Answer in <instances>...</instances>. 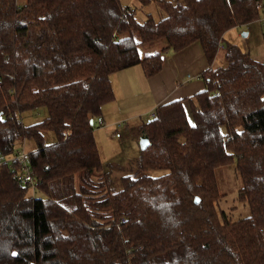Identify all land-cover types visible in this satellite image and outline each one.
<instances>
[{"label":"trees","instance_id":"obj_1","mask_svg":"<svg viewBox=\"0 0 264 264\" xmlns=\"http://www.w3.org/2000/svg\"><path fill=\"white\" fill-rule=\"evenodd\" d=\"M136 1L164 18L139 22L123 0H0V264H264V62L225 39L261 20L264 0ZM195 43L206 88L149 113L150 145L115 189L95 136L112 76L150 79ZM23 150L35 191L8 162ZM234 162L251 213L238 221L218 210L216 171Z\"/></svg>","mask_w":264,"mask_h":264},{"label":"rangeland","instance_id":"obj_2","mask_svg":"<svg viewBox=\"0 0 264 264\" xmlns=\"http://www.w3.org/2000/svg\"><path fill=\"white\" fill-rule=\"evenodd\" d=\"M169 1L176 2L177 0ZM24 2L25 0H20L21 4ZM124 2L132 9L136 10L139 22H144L149 15H151L156 21H160L165 16L163 11L160 10L156 4H152L147 8H142L138 6L136 0H124ZM244 35L247 36L245 37ZM225 39L226 42L238 46L244 52H248L253 60L264 62V13H262L260 21H256L250 25L233 28L225 35ZM163 44L164 43L161 42L156 46H149L146 48L141 47L140 53L142 56L153 54L159 50ZM173 54L174 52L170 51L167 56L171 57ZM214 66H225L223 51L219 55V58L215 62ZM149 106L150 101L146 100L142 104L126 106V108L136 109L132 112V114L147 116L141 114L142 111L147 110ZM47 115L48 112L45 108L34 112H27L23 114L22 122L25 126H29L41 122L47 117ZM149 120L150 119L148 117L143 118V122H147ZM117 123L119 122L113 123L112 125L106 123L108 127L107 129L106 127L100 125L97 120L95 136L101 152L105 171L110 174V180L113 182V187L118 190L121 188L120 180L122 177L134 175L141 147L143 148V141L141 133L138 130H135L137 124L134 126L133 123L130 124L129 127H125L124 125L122 129L118 131L122 135V138H116V132L112 134L109 129L113 128ZM121 123L125 122L121 121ZM137 123L142 122L139 120ZM46 142L48 144L56 142V137L53 132L46 134ZM34 147L35 145L33 143H27V151L33 150ZM153 175L157 176L158 173ZM216 177L219 190L221 194L224 195L223 200L219 202L218 210L226 213L233 221L249 217L251 213L248 205L238 201V195L243 187V183L236 171L235 162L228 166L219 168L216 171ZM36 195L38 196L40 194L37 193Z\"/></svg>","mask_w":264,"mask_h":264},{"label":"crops","instance_id":"obj_3","mask_svg":"<svg viewBox=\"0 0 264 264\" xmlns=\"http://www.w3.org/2000/svg\"><path fill=\"white\" fill-rule=\"evenodd\" d=\"M208 68L209 64L203 48L195 43L181 52L174 53L171 57L166 56L162 71L150 79L145 77L141 67L115 74L111 79L115 100L103 107L102 126L108 129L106 123L112 125L124 121L125 127H129L132 123L134 126L137 124L135 130L139 131L143 118L148 117L158 105L191 97L203 91L206 85L201 76ZM146 100L150 101V106L145 111L142 109L141 115L147 116L132 114L136 109L126 108V106L142 104ZM139 120L142 123H137ZM109 131L117 134L115 126ZM121 138L122 135L118 139Z\"/></svg>","mask_w":264,"mask_h":264},{"label":"built area","instance_id":"obj_4","mask_svg":"<svg viewBox=\"0 0 264 264\" xmlns=\"http://www.w3.org/2000/svg\"><path fill=\"white\" fill-rule=\"evenodd\" d=\"M98 123L102 125L104 123L103 119L99 118ZM117 126H120V123H118ZM117 138H120V134H117ZM5 161L6 159L4 157L0 158V164L4 163ZM14 161H18L22 165V170L20 174L17 176L19 181L22 184L27 185L30 190L35 191L37 188V182L34 179V176L32 175V172H31L32 169L29 167V163H30L29 154L23 150L16 157L8 160V162H14ZM261 234H262L261 236L264 242V232L261 231Z\"/></svg>","mask_w":264,"mask_h":264},{"label":"water","instance_id":"obj_5","mask_svg":"<svg viewBox=\"0 0 264 264\" xmlns=\"http://www.w3.org/2000/svg\"><path fill=\"white\" fill-rule=\"evenodd\" d=\"M245 37L247 35H244ZM91 124H93V122H91ZM143 148H147L150 145L149 139L147 137H145L143 140Z\"/></svg>","mask_w":264,"mask_h":264}]
</instances>
